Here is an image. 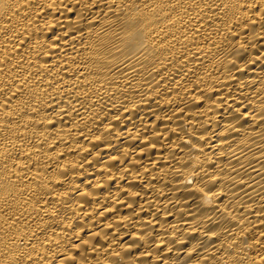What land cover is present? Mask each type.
<instances>
[{
	"label": "bare ground",
	"instance_id": "bare-ground-1",
	"mask_svg": "<svg viewBox=\"0 0 264 264\" xmlns=\"http://www.w3.org/2000/svg\"><path fill=\"white\" fill-rule=\"evenodd\" d=\"M0 264H264V0H0Z\"/></svg>",
	"mask_w": 264,
	"mask_h": 264
}]
</instances>
